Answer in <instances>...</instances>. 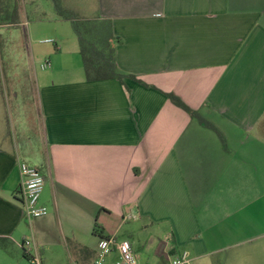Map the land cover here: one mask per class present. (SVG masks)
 <instances>
[{"label": "crops", "instance_id": "1", "mask_svg": "<svg viewBox=\"0 0 264 264\" xmlns=\"http://www.w3.org/2000/svg\"><path fill=\"white\" fill-rule=\"evenodd\" d=\"M62 3L112 22L117 68L134 79L87 82L77 42L64 39L43 69L27 22L0 26L11 29L0 42L27 54L0 62V264H16V251L30 264L17 246L28 236L42 264L51 244L71 264H95L99 238L118 243L114 221L132 225L120 242L139 260L150 235L158 264L179 251L191 264L263 262L264 0ZM20 162L45 180L48 214L36 220L17 197ZM116 257L114 247L106 264Z\"/></svg>", "mask_w": 264, "mask_h": 264}, {"label": "trees", "instance_id": "2", "mask_svg": "<svg viewBox=\"0 0 264 264\" xmlns=\"http://www.w3.org/2000/svg\"><path fill=\"white\" fill-rule=\"evenodd\" d=\"M48 1L52 4V12L51 8H49L48 13L33 11L32 19L35 22L69 21L71 23L87 82L105 80H118L121 82L124 78L134 79V76L127 75L117 68L115 47L120 43V39L114 35L110 20L101 18L93 20L77 19L63 6L62 0ZM29 3H33V0H29ZM19 24L20 17L15 4H10L8 0L0 2V26ZM165 97L172 105L184 111L201 126L214 129L197 111L189 108L179 97L171 93L165 94Z\"/></svg>", "mask_w": 264, "mask_h": 264}, {"label": "rangeland", "instance_id": "3", "mask_svg": "<svg viewBox=\"0 0 264 264\" xmlns=\"http://www.w3.org/2000/svg\"><path fill=\"white\" fill-rule=\"evenodd\" d=\"M6 0H0V2H5ZM10 4H15L17 7V11L19 13L20 17V23L27 22L26 27L30 30V37H29V44L31 51L34 53V60L33 62H44L45 56L49 57L47 59L48 62H51L50 60V55L54 54V47L53 45L55 44H44L41 43L43 40H65L66 43L70 42H77L76 36L73 32L71 23L69 21H62V22H57L56 21H44V22H35L32 19V13L33 11H45L48 13L49 8H51L52 12V4L48 0H33V3H29V0H8ZM67 5H73L72 2L71 4ZM28 17V21L26 20V16ZM25 20V21H24ZM22 27H19L21 29ZM10 30H4L3 35L0 33V38H4V36H7L8 39H10ZM60 40V41H61ZM21 49V50H20ZM47 54V55H46ZM27 59V54L26 50L24 48V43L22 44V48H19L16 46H12L11 48L7 45H5L2 41L0 42V62H14L15 60H18L19 62H26ZM50 69V68H49ZM25 78V77H24ZM22 87H26V82L23 80L22 82ZM18 141L20 140L19 136H16ZM22 147V146H21ZM22 151L25 152V148L22 147ZM48 214V211H47ZM36 220V219H32ZM127 224V223H126ZM124 224V226L118 227L119 222H113L112 227L114 229H117L116 233V240L118 243L124 239H126L127 232L129 228L132 225H127ZM128 224H133L131 221ZM139 231V230H138ZM138 235V233H137ZM150 236V235H149ZM149 236H146V240L143 245L145 247V252L144 248L142 250V246L138 245V253L140 254V260L142 263H148V264H158L159 259L157 260L152 256V251L157 250L158 248L161 247V244L158 243L154 238H149ZM139 238V235H138ZM29 240H32L30 236H28ZM103 238L98 239V251L100 247L103 245ZM45 252V256L43 259H47L48 264H71L69 263L70 260H66L62 254V250L58 248V244H51L49 246V249H44L42 248ZM148 251V252H146ZM147 253L151 257H144L142 253ZM61 254V255H60ZM146 255V254H145ZM12 260L16 262H21L23 259L21 255L18 253V251L14 252L12 255ZM139 260V261H140ZM260 264H264V261H259ZM258 264V263H257Z\"/></svg>", "mask_w": 264, "mask_h": 264}, {"label": "built area", "instance_id": "4", "mask_svg": "<svg viewBox=\"0 0 264 264\" xmlns=\"http://www.w3.org/2000/svg\"><path fill=\"white\" fill-rule=\"evenodd\" d=\"M41 43L54 44L52 40H43ZM42 68H50V62L45 60ZM18 169L20 184L17 197L21 202L24 215L28 220L46 216L47 209L39 204L45 184L44 177L36 168L23 162L18 163ZM103 241L95 264H106L114 247L117 251V257L111 264H148L139 261L138 257L132 252L131 244L128 241L119 243L105 239ZM17 246L28 257L30 264H42L40 257L33 250L34 243L32 240L25 238L17 243ZM168 264H191V258L187 251H179L170 258Z\"/></svg>", "mask_w": 264, "mask_h": 264}]
</instances>
